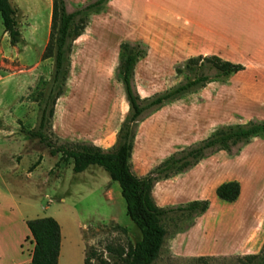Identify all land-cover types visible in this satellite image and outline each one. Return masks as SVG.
<instances>
[{"label": "rangeland", "instance_id": "1", "mask_svg": "<svg viewBox=\"0 0 264 264\" xmlns=\"http://www.w3.org/2000/svg\"><path fill=\"white\" fill-rule=\"evenodd\" d=\"M88 1L68 0V9L73 10ZM11 3L18 9L22 38L17 45L11 44L0 14V114L11 111L20 118L25 117L26 124L19 118L16 122L10 119L6 122L10 136L5 138L6 133L0 134L2 180L15 194L25 216L31 219L53 217L63 227L65 245L61 264H85V251L91 247L97 250L105 264H123L118 256L108 251L107 245L115 249L126 247L141 239L142 232L127 214L120 184L98 165H91L85 172H74L72 161H60L61 153L54 155V159L48 157L49 161L37 167L40 153L34 149L47 155L51 150L38 138L23 132L22 127H36L39 109L53 75L54 58H43L50 38L53 0H11ZM107 7L91 16L85 32L73 42L66 91L56 103L52 127L46 130L55 145L68 141L90 142L111 145V148L116 142L113 140L117 138L116 131L124 117L125 101L122 83L115 76L120 43L134 38L131 32L140 30V25L120 19ZM145 41L151 47L150 52L138 62L134 74V85L142 97L163 92L181 82L184 76L175 72V65L187 58L165 56L157 47V41ZM189 95L179 99L177 111L187 110ZM33 111H36L35 118L30 122L28 112ZM137 134V159L144 154L147 143L156 146L167 141H182V133L175 128L147 136L140 135L138 127ZM191 144L167 152L165 158ZM13 153H16V161L10 159ZM194 221V217L183 213H171L163 220L167 237L159 257L152 264L245 263L243 259L248 254L185 257L172 253L168 246L171 235L188 228ZM25 230L30 235L28 226L18 219L16 209L6 200L2 204L0 199V241L3 248H9L12 261L20 259L16 238ZM22 247L31 249L29 238ZM90 264H98V260L93 259Z\"/></svg>", "mask_w": 264, "mask_h": 264}, {"label": "crops", "instance_id": "2", "mask_svg": "<svg viewBox=\"0 0 264 264\" xmlns=\"http://www.w3.org/2000/svg\"><path fill=\"white\" fill-rule=\"evenodd\" d=\"M107 6L120 19L139 24L140 30L133 29L131 35L157 41V47L165 56L216 55L245 67L226 81H212L201 91L191 92L187 110L177 111V100L140 122V135H159L175 128L182 133V141H167L156 146L147 143L144 154L137 159V134L132 164L138 176L147 174L167 152L205 139L220 126L264 120V0H110ZM29 86H25L26 89ZM123 96L122 121L129 110L125 93ZM28 107L30 109V105ZM167 108L172 110L167 111ZM35 113L28 112L30 122ZM16 118L26 124L25 117L20 118L11 111L0 114V134L6 133L5 138L11 132L6 129V122L10 119L16 122ZM98 146L108 149L111 145L99 143ZM34 150L40 153L38 168L43 161L50 160L48 157L55 158L40 149ZM15 155L13 153L10 159L16 161ZM2 177L1 172L2 204L8 201L25 225L31 218L21 212L15 194ZM232 180L240 182L241 194L236 201L227 202L217 196L216 189ZM152 194L162 207L198 199L210 200L208 210L196 217L191 226L171 235L168 246L172 253L185 257L259 253L264 245V135L252 137L239 147L236 155L221 150L203 158L184 173L159 180ZM61 230L59 264L65 245L62 226ZM26 238L30 239L31 249L28 250L22 247ZM16 241L20 259L12 261L9 248H3L0 241V264H30L35 245L32 237L25 230Z\"/></svg>", "mask_w": 264, "mask_h": 264}, {"label": "trees", "instance_id": "3", "mask_svg": "<svg viewBox=\"0 0 264 264\" xmlns=\"http://www.w3.org/2000/svg\"><path fill=\"white\" fill-rule=\"evenodd\" d=\"M109 1L89 0L69 10L68 0H53L50 38L43 53L44 59L54 58L53 75L39 109L36 127H22V131L45 143L53 156L61 153L60 161H72L74 172H83L91 165H98L120 184L127 214L141 230L142 237L126 247L115 249L107 245V249L123 264H152L159 257L167 234L163 220L171 213H183L195 219L210 206L209 199L159 206L152 194L155 183L186 172L215 152L225 150L236 155L239 147L252 137L264 135V120L253 119L243 124L220 126L207 138L179 149L147 174L138 176L133 170L132 154L141 120L209 82L226 81L245 67L216 55L187 57L175 65V72L184 76L181 82L163 92L142 97L134 85V74L138 62L149 55L151 47L144 39L130 38L120 43L119 63L115 69V76L122 83L129 105L115 144L108 149L90 142L68 141L55 145L46 130L52 127L56 103L66 91L73 42L85 32L91 16L103 12ZM0 14L11 44L17 45L22 38L18 9L11 0H0ZM216 194L224 201L234 202L241 194V184L237 180L224 182L217 187ZM26 224L35 243L30 264H59L62 243L60 223L53 217H37L27 220ZM93 259H97L98 264H105L96 249L87 248L85 264H90ZM243 260L244 264H264V245L259 253L248 254Z\"/></svg>", "mask_w": 264, "mask_h": 264}]
</instances>
